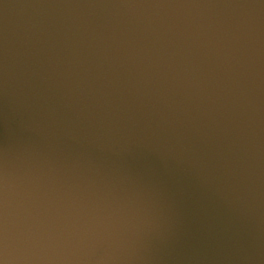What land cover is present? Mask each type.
Wrapping results in <instances>:
<instances>
[{"label": "water", "instance_id": "water-1", "mask_svg": "<svg viewBox=\"0 0 264 264\" xmlns=\"http://www.w3.org/2000/svg\"><path fill=\"white\" fill-rule=\"evenodd\" d=\"M0 264H264V0H0Z\"/></svg>", "mask_w": 264, "mask_h": 264}]
</instances>
